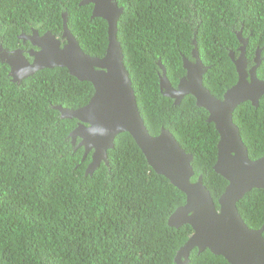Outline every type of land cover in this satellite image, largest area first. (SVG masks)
<instances>
[{
	"label": "trees",
	"instance_id": "obj_1",
	"mask_svg": "<svg viewBox=\"0 0 264 264\" xmlns=\"http://www.w3.org/2000/svg\"><path fill=\"white\" fill-rule=\"evenodd\" d=\"M84 0H0V44L14 48L31 27L40 34L63 33L62 13L81 48L102 56L108 25L92 17ZM124 8L117 37L145 124L152 135L170 130L193 155L194 177L202 174L219 207L228 184L214 170L219 133L209 112L192 95L180 104L164 96L160 76L176 87L186 74L183 58L196 45L211 66L204 84L217 97L238 80L230 52L239 55L238 32L249 48L263 47L264 0H116ZM251 63L250 66H253ZM264 79V58L257 68ZM0 58V264H177L175 255L193 232L190 224L170 225L169 216L186 195L148 163L134 137L120 133L92 173L88 153L71 135L76 118L54 106L86 105L94 94L66 67H45L16 80ZM235 123L251 158L264 155V95L259 106L242 102ZM159 204L165 207L159 212ZM252 228L264 225V189L253 188L238 202ZM264 235V232H263ZM188 264H230L209 248L191 250Z\"/></svg>",
	"mask_w": 264,
	"mask_h": 264
},
{
	"label": "water",
	"instance_id": "obj_2",
	"mask_svg": "<svg viewBox=\"0 0 264 264\" xmlns=\"http://www.w3.org/2000/svg\"><path fill=\"white\" fill-rule=\"evenodd\" d=\"M89 2L94 3L92 17L99 16L107 21L108 45L105 54L93 56L81 48L68 27L69 13L65 11L62 37L67 42L62 44L51 30L43 34L33 30L32 35L23 38H28L40 50L30 51L34 63L27 61L24 52H21V59H15L18 74L14 79L31 76L45 67L59 66L66 67L70 74L82 81L93 84L94 94L86 105L69 108L57 104L54 107L62 117L79 121L70 135L73 141L81 137L79 145L95 149L87 167L90 173L102 161L108 164L107 151L114 147L120 133L128 132L155 171L185 193L187 204L177 207L169 219L171 225L188 223L193 228L188 240L176 253L175 258L180 264H188L191 250L195 247L199 253L209 248L213 253L223 255L230 264H264V225L250 227L238 208V202L253 188L264 189V155L256 159L250 157L248 146L234 120V111L242 102L250 101L258 107L264 95V79L259 78L257 73L260 60L255 59L254 65L248 67V40L239 33L242 42L240 54L235 56L234 52H230L238 80L222 97L214 95L204 84V75L211 66L202 61L195 39L192 59L183 58L186 74L177 87L162 66V94L174 99L176 105L185 96H194L196 104L208 110L207 120L214 123L219 133L217 161L213 168L227 179L228 184L218 198L217 207L203 175L192 180L195 173L193 155L181 147L170 130L162 128L158 135H152L145 124L117 37L118 21L124 8L119 7L116 0H84L81 4ZM0 58L3 61L6 58L1 51Z\"/></svg>",
	"mask_w": 264,
	"mask_h": 264
},
{
	"label": "flooded vegetation",
	"instance_id": "obj_3",
	"mask_svg": "<svg viewBox=\"0 0 264 264\" xmlns=\"http://www.w3.org/2000/svg\"><path fill=\"white\" fill-rule=\"evenodd\" d=\"M83 2V1H82ZM81 2V3H82ZM65 12V11H64ZM63 12V13H64ZM63 13H62V17H63ZM92 14H93V9H92ZM63 29H64V20H63ZM33 30H36V28L35 27H31V29L29 30V31H23L20 35H19V37H20V39H22L21 40V42L20 43H18V46L17 47H14V48H8L9 50H12V49H14L13 50V53L12 54H9V55H7L5 52H3V51H1L5 56H6V58L4 59L6 62H7V60L8 59H10V65H11V67H12V70H11V73L16 77V75L18 74V72H17V70H16V68H15V65H16V63H15V59H17V58H20L21 59V52L23 51L24 52V55H25V57H26V59H27V61H30V62H32V63H34V57H31L29 54H30V51H38V50H40L39 49V46H37V45H34V44H32V42L28 39V38H26V39H24L23 37H25V36H28V35H32L33 34ZM38 30V29H37ZM40 33V32H39ZM239 33H241V35H242V32L240 31V32H238V34L237 35H239ZM74 35V34H73ZM75 36V35H74ZM60 39H61V41H62V44H64L65 42H67V39L65 38V37H62V34H61V36H58ZM239 37V36H238ZM243 37V36H242ZM240 40V39H239ZM240 43L242 44V42L240 41ZM248 44H249V41H248ZM239 49V48H238ZM253 50H255L254 51V55L253 56H251V58L249 57V55H248V53H247V58H248V62H249V64H248V67L250 68L251 66H250V64L251 63H255L254 62V60L255 59H259L260 60V65H261V63H262V59L264 58V55H263V47H260V46H254L253 48H249V52H251V51H253ZM193 52V51H192ZM231 52H233V51H231ZM235 56H238L237 54H235ZM184 57H186V56H184ZM188 58V57H187ZM190 59H192L191 57H189ZM259 65V66H260ZM185 76V75H184ZM76 77V76H75ZM183 77V76H182ZM181 77V78H182ZM77 78V77H76ZM180 78V79H181ZM77 79H79V78H77ZM79 80H81V79H79ZM177 87V86H176ZM78 138V137H77ZM76 138V139H77ZM175 260H176V258H175ZM177 261V260H176ZM177 264H180L178 261H177Z\"/></svg>",
	"mask_w": 264,
	"mask_h": 264
},
{
	"label": "clouds",
	"instance_id": "obj_4",
	"mask_svg": "<svg viewBox=\"0 0 264 264\" xmlns=\"http://www.w3.org/2000/svg\"><path fill=\"white\" fill-rule=\"evenodd\" d=\"M120 7V6H119ZM10 51V53L9 54H12L13 53V50L14 49H12V50H9L8 48H5V47H3V45L2 44H0V51H3V52H5L6 53V51ZM7 54V53H6ZM9 54H7V55H9ZM162 74H163V72H162ZM161 74V75H162ZM160 78H161V76H160ZM93 148V147H92ZM91 149V148H90ZM90 149H86V152L88 153V151L90 150ZM142 150V149H141ZM95 151V150H94ZM143 152V151H142ZM146 156V155H145ZM105 164H107L106 162H104ZM100 165H101V163H100ZM99 165V166H100ZM98 168V167H97ZM165 211V207L164 206H162V205H160L159 204V212H164ZM169 219H170V216H169V218H168V223H169ZM170 224V223H169ZM171 225V224H170ZM193 250V249H192ZM199 252V251H198ZM191 255V254H190ZM176 256V255H175ZM190 262V261H189ZM188 262V263H189Z\"/></svg>",
	"mask_w": 264,
	"mask_h": 264
},
{
	"label": "bare ground",
	"instance_id": "obj_5",
	"mask_svg": "<svg viewBox=\"0 0 264 264\" xmlns=\"http://www.w3.org/2000/svg\"><path fill=\"white\" fill-rule=\"evenodd\" d=\"M178 188V187H177ZM179 189V188H178ZM182 191V190H181ZM187 204V196H186V203L185 204H183V205H179V206H177V207H180V206H185Z\"/></svg>",
	"mask_w": 264,
	"mask_h": 264
}]
</instances>
